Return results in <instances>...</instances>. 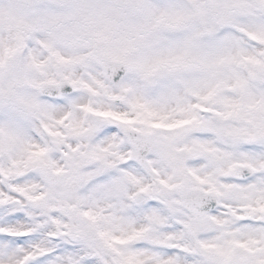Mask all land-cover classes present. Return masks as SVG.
<instances>
[{
	"label": "snow or ice",
	"instance_id": "snow-or-ice-1",
	"mask_svg": "<svg viewBox=\"0 0 264 264\" xmlns=\"http://www.w3.org/2000/svg\"><path fill=\"white\" fill-rule=\"evenodd\" d=\"M0 264H264V0H0Z\"/></svg>",
	"mask_w": 264,
	"mask_h": 264
}]
</instances>
